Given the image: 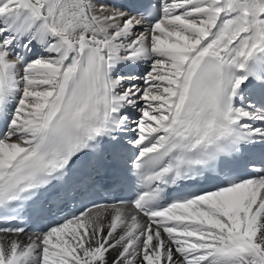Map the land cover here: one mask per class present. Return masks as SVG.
<instances>
[{"label": "snow or ice", "instance_id": "snow-or-ice-1", "mask_svg": "<svg viewBox=\"0 0 264 264\" xmlns=\"http://www.w3.org/2000/svg\"><path fill=\"white\" fill-rule=\"evenodd\" d=\"M0 264H264V0H0Z\"/></svg>", "mask_w": 264, "mask_h": 264}, {"label": "bare ground", "instance_id": "bare-ground-1", "mask_svg": "<svg viewBox=\"0 0 264 264\" xmlns=\"http://www.w3.org/2000/svg\"><path fill=\"white\" fill-rule=\"evenodd\" d=\"M107 2L112 3L114 6H122L124 8L125 11L130 12L129 8H128V0H107ZM146 65H141L139 67H127L125 66L123 68V72H135L137 74H139L144 68H146Z\"/></svg>", "mask_w": 264, "mask_h": 264}]
</instances>
